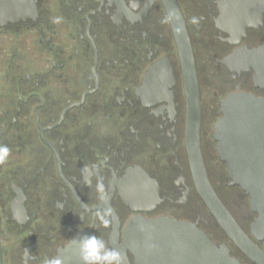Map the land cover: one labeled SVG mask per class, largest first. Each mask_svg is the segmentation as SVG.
Here are the masks:
<instances>
[{
	"label": "flooded vegetation",
	"instance_id": "1",
	"mask_svg": "<svg viewBox=\"0 0 264 264\" xmlns=\"http://www.w3.org/2000/svg\"><path fill=\"white\" fill-rule=\"evenodd\" d=\"M174 1L197 85L186 80L172 0L8 2L14 21H0V144L10 150L0 165L2 264H48L79 234L103 238L123 254L128 227L139 218L196 225L241 264H252L197 190L188 90L192 98L199 90L210 182L251 237L257 216L249 197L230 186L224 164L225 174L214 179L209 158L213 151L221 163L214 126L222 100L241 92L264 97L256 68L240 67L264 63V0ZM105 208L113 213L107 227L98 219ZM127 258L136 264L131 252Z\"/></svg>",
	"mask_w": 264,
	"mask_h": 264
},
{
	"label": "water",
	"instance_id": "2",
	"mask_svg": "<svg viewBox=\"0 0 264 264\" xmlns=\"http://www.w3.org/2000/svg\"><path fill=\"white\" fill-rule=\"evenodd\" d=\"M0 9V21L12 23L15 10L11 4ZM167 2V0H164ZM170 6L172 21L181 59L187 64L186 80L197 85L195 62L190 39L175 1ZM4 3L0 2V6ZM248 56L251 53L245 52ZM241 65V64H239ZM186 66V65H185ZM232 70L235 63L228 64ZM246 72L256 68V82L264 91V63L244 64ZM189 68V69H188ZM189 102L195 106L189 113V141L191 164L196 186L203 201L237 248L252 262L264 264V97L249 93H231L221 102V117L214 126V140L217 143L219 160L226 166L231 187L240 188L250 199L251 210L257 218L251 227V237L242 230L234 217L215 192L201 152L199 90ZM75 238L60 251L62 264H83ZM262 244V248L258 244ZM127 246L123 252L124 264H130L127 253L136 257V264H241L231 257L227 247H217L210 237L196 225L169 218L133 220L126 237ZM0 264L2 255L0 251Z\"/></svg>",
	"mask_w": 264,
	"mask_h": 264
},
{
	"label": "clouds",
	"instance_id": "3",
	"mask_svg": "<svg viewBox=\"0 0 264 264\" xmlns=\"http://www.w3.org/2000/svg\"><path fill=\"white\" fill-rule=\"evenodd\" d=\"M54 23H60V18L57 17ZM192 23H198L197 19L193 17ZM9 148L7 145L0 144V165H3L9 157ZM86 183L90 181L86 178ZM96 192L101 201L106 202L107 196L105 186L101 180L98 179L96 184ZM113 213L111 208H105L99 215L98 219L102 225L107 227L111 223ZM79 248L80 258L83 264H124V256L122 253L114 248H111L105 239L96 235H82L76 241ZM48 264H62L60 259H51Z\"/></svg>",
	"mask_w": 264,
	"mask_h": 264
},
{
	"label": "rangeland",
	"instance_id": "4",
	"mask_svg": "<svg viewBox=\"0 0 264 264\" xmlns=\"http://www.w3.org/2000/svg\"><path fill=\"white\" fill-rule=\"evenodd\" d=\"M211 95V93H210ZM214 99V96L213 97H209V100H212ZM216 102H217V98H216ZM216 102L213 103V105H211L212 108H215L214 106H216ZM210 107V106H209ZM214 111L213 110H209L208 111V114H209V118L211 120V117L213 118L214 116ZM218 117V115L216 116V118ZM214 122V121H213ZM213 124V123H212ZM210 129H211V133L213 132V128H212V125L210 126ZM210 160V166H211V170H213V178L214 179H218L216 178V175H219V174H225V166H223V164H221L218 159H216L214 156H213V151L211 153V157L209 158ZM224 178V176L222 177ZM222 178H219V181L222 179Z\"/></svg>",
	"mask_w": 264,
	"mask_h": 264
},
{
	"label": "bare ground",
	"instance_id": "5",
	"mask_svg": "<svg viewBox=\"0 0 264 264\" xmlns=\"http://www.w3.org/2000/svg\"><path fill=\"white\" fill-rule=\"evenodd\" d=\"M190 129V128H189ZM83 235V234H82Z\"/></svg>",
	"mask_w": 264,
	"mask_h": 264
}]
</instances>
